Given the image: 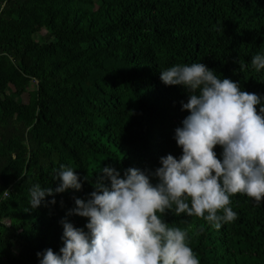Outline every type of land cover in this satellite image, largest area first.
Here are the masks:
<instances>
[{
	"label": "trees",
	"instance_id": "1",
	"mask_svg": "<svg viewBox=\"0 0 264 264\" xmlns=\"http://www.w3.org/2000/svg\"><path fill=\"white\" fill-rule=\"evenodd\" d=\"M260 51L264 0H0V264L59 252L62 221L87 222L68 213L100 167L154 172L160 157L182 154L174 136L188 95L160 71L202 62L264 96V70L251 66ZM61 164L76 169L82 190L30 210L31 186L55 189ZM231 199L238 219L219 230L164 218L188 231L201 264H264V203Z\"/></svg>",
	"mask_w": 264,
	"mask_h": 264
},
{
	"label": "clouds",
	"instance_id": "2",
	"mask_svg": "<svg viewBox=\"0 0 264 264\" xmlns=\"http://www.w3.org/2000/svg\"><path fill=\"white\" fill-rule=\"evenodd\" d=\"M251 66L264 70V51L252 57ZM160 79L188 95L182 110L189 115L174 136L182 154L160 157L154 172L130 167L122 176L111 165L100 167L94 190L86 200L76 198L68 213L85 218V226L65 218L63 246L38 252L39 264H201L188 231L165 220L170 211L219 230L238 219L231 206L236 194L264 203V96L244 91L202 62L175 64L160 71ZM53 171L58 186L33 184L30 210L46 197L54 205L56 194L82 190L73 167L61 164Z\"/></svg>",
	"mask_w": 264,
	"mask_h": 264
},
{
	"label": "rangeland",
	"instance_id": "3",
	"mask_svg": "<svg viewBox=\"0 0 264 264\" xmlns=\"http://www.w3.org/2000/svg\"><path fill=\"white\" fill-rule=\"evenodd\" d=\"M27 100H28V95L27 94H24L23 95V102H27Z\"/></svg>",
	"mask_w": 264,
	"mask_h": 264
}]
</instances>
